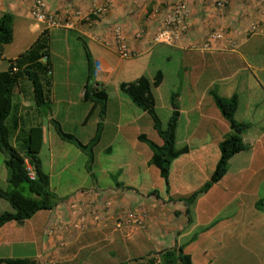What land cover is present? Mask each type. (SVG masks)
Instances as JSON below:
<instances>
[{
	"label": "crops",
	"instance_id": "crops-1",
	"mask_svg": "<svg viewBox=\"0 0 264 264\" xmlns=\"http://www.w3.org/2000/svg\"><path fill=\"white\" fill-rule=\"evenodd\" d=\"M32 1L0 0V16L3 13L12 16V40L0 49V72L6 70L7 60L21 54L15 50L17 39L31 37L33 42L46 30L49 112L43 116L35 108L29 82L20 80L9 86L12 109L5 123L13 128L12 147L16 146L21 132L40 126L38 158L55 203L21 224L10 221L0 227V260L26 259L31 264H119L178 247L190 257L185 248L196 241L197 232L202 234L218 224L214 218L220 208L227 206L220 204L223 194L239 195L235 199L241 211L246 206L245 198L253 192L248 187L263 184L264 0H227L222 12L214 9L215 0H40L46 12L70 23L69 28L52 29L30 18ZM177 2L185 11L186 31L172 45H151L150 38L165 9ZM104 5L106 10L101 18L92 19L89 24L84 22L92 9ZM114 27L118 28L131 58L118 57ZM138 30L141 35L134 38ZM212 31H222L224 36L212 41L208 50H202L206 36ZM69 37L81 51L82 58L77 63L82 72L78 81H70L68 75L72 65ZM52 38L63 46L67 72L60 79L52 60L54 53L49 43ZM171 56L179 59L176 71L170 76L165 65ZM152 60L161 65L154 66L151 75ZM88 65L92 74L86 83ZM156 72L161 74L159 85L151 88L156 116L160 121L158 111L161 112L167 122L171 113L177 112L174 148L187 149L170 163L167 192L158 170L149 162L151 151L137 136L143 134L156 145L161 141L152 132L153 139L141 131H131L133 117L141 119L143 112L139 109L136 112L128 97L118 89L120 83H131L139 77L151 81ZM114 75L129 79L115 83L113 116H110L107 86ZM168 81L169 95L161 92ZM86 87L106 95L101 119L98 107L83 99L84 93L88 97ZM211 89L224 99L236 95L234 121L246 126L240 137L247 150L228 160L223 177L194 200L187 217L186 206L179 200L209 179L218 160L217 145L230 133L228 124L215 110L209 95ZM52 120L81 144L92 138L98 125L101 127L88 169L85 154L57 137ZM197 131H200L199 139L194 138ZM103 139L107 141L102 149ZM76 165L81 169L78 176L66 172L76 169ZM0 184L3 188L8 186L1 153ZM233 184L240 188L233 192L229 188ZM80 191L87 194L75 195ZM253 198L249 207L256 210L255 202L259 198L256 195ZM2 201L0 213L12 212ZM201 212L212 215L201 221Z\"/></svg>",
	"mask_w": 264,
	"mask_h": 264
},
{
	"label": "trees",
	"instance_id": "trees-1",
	"mask_svg": "<svg viewBox=\"0 0 264 264\" xmlns=\"http://www.w3.org/2000/svg\"><path fill=\"white\" fill-rule=\"evenodd\" d=\"M12 16L9 13H3L0 16V49L12 40L11 31ZM48 37L46 30L40 32L31 45L24 52L12 60H7V68L0 72V153L3 155V164L7 171V184L9 190L0 188V199L5 201L12 212L0 213V227L10 221H24L29 219L38 211L48 210L54 205L53 194L48 188V177L43 173L38 152L41 144V128L39 125L29 127L21 132L19 138H16V146L10 144L12 126H7L5 121L10 115L12 104L10 99L11 83L26 80L31 86V97L35 108L41 110L42 115L46 116L49 112V104L46 99L47 88L49 86ZM44 57V61L42 58ZM92 70L87 67L86 83L91 80ZM161 81L160 72H156L152 80L139 77L131 83H120L118 89L124 93L131 103L140 111L145 113L150 121L153 131L161 141L156 145L148 140L145 135L137 136L139 142L144 143L151 151L150 164L153 165L159 173L167 192L168 171L170 163L187 152L186 148L176 150L174 148V131L177 123V112L173 111L162 129L159 119L154 110V99L151 88L157 87ZM88 89L84 93L83 99L92 101L99 110L100 119L103 116L105 108L106 95L103 91ZM209 95L220 116L226 121L230 128L228 133L217 145L218 160L209 177V179L196 191L186 198L180 199L185 206V215L189 216V207L194 200L204 194L212 185L216 184L225 174L228 160L235 154L247 150L242 143L240 135H235L234 128L243 131L246 126L237 124L234 121V112L237 106V97L232 95L228 99L221 98L214 89L209 91ZM51 126L57 137L65 141L86 156V169L92 162L93 147L97 144L101 127L98 125L92 138L86 143L81 144L73 135L62 132L56 121H51ZM24 161L28 164L33 174V179L27 175ZM25 184L28 191V197L23 196L17 189ZM116 187H120L115 184ZM256 210L264 213V197L255 202ZM145 258L133 259L126 263L119 264H192L190 257L183 252L182 247L172 250H165L161 255V262H158L154 255ZM3 264H31L26 259L0 260Z\"/></svg>",
	"mask_w": 264,
	"mask_h": 264
},
{
	"label": "rangeland",
	"instance_id": "rangeland-1",
	"mask_svg": "<svg viewBox=\"0 0 264 264\" xmlns=\"http://www.w3.org/2000/svg\"><path fill=\"white\" fill-rule=\"evenodd\" d=\"M30 39L31 37H26L23 40L22 38H20V40L17 39V41L14 43L15 50L19 51L18 53H22L29 45H31L30 43H32V39ZM49 43L51 45V50L54 53L52 54V60L56 75L60 79V77L62 78L67 72V70H65L66 65L63 61V46L62 43L56 38H52ZM68 47L70 49L72 64L68 70L69 79L70 81H78L80 79V72H82L80 71V67L77 63V61L82 58L80 57L81 51L79 47L75 46V43H73L71 37L68 38ZM178 59L179 56H171L170 61L165 65L170 76L176 71L178 67ZM123 63L126 64L127 61H123ZM151 63L152 67L149 66V73L152 75L153 72L151 69H153L154 66H160L161 64L157 62V60H152ZM123 79L128 80L129 78H123L121 76L114 75V77L111 78L108 83L107 92L110 98L108 104V108H110V116H113V110L111 109L113 107L115 97V83L122 81ZM169 86L170 83L168 81L161 89V92L169 95ZM134 110H136L138 113L140 112L136 107H134ZM158 114L160 118V124L163 129L166 126V121L163 120L161 112L158 111ZM133 118L134 120L132 121V128L130 127L132 132L141 131L142 133L150 136L151 139H153V137L150 135L151 132L155 137L157 136L152 130L149 117L145 113H143V117L141 119L136 118V116ZM199 132L200 131H197L194 134L195 139L200 138ZM214 138L215 137H211V139ZM106 141V139H103L101 143L102 149L105 146ZM66 172L71 174L75 173L78 176L81 173V169L80 166L76 165V169H68ZM67 179L70 181V176H67ZM75 180L78 181L77 179ZM262 180L263 184H255L248 187L249 189L253 188V192H251V196L249 195L245 198L244 201L246 206L241 209V211H239V204L235 199L237 194H234L232 197L231 195L227 196L223 194V200L220 201V204L225 205L226 203L227 206L220 208L219 212L216 214L214 219L219 221L218 224L216 226H212L213 228L202 234L197 232L196 241L192 242L185 248V251L191 257L192 264H264V213L255 209H250L249 207V203L254 199L253 197L255 195L258 198L264 197V179ZM54 185L55 184H53V186ZM0 188L3 190L10 189L9 186L3 188L2 184H0ZM229 188H231V190L234 192L237 191L240 186L238 187L237 185L233 184L231 186L229 185ZM17 190L23 196L28 197V191L25 184L20 185ZM2 202L4 206H8L7 203L4 201ZM207 209L208 207H206V210ZM0 211L3 210L0 208ZM200 215L201 221H206V219H208V215L212 214L210 213L207 215L204 212H201ZM154 258L158 262H161V255H154Z\"/></svg>",
	"mask_w": 264,
	"mask_h": 264
},
{
	"label": "built area",
	"instance_id": "built-area-1",
	"mask_svg": "<svg viewBox=\"0 0 264 264\" xmlns=\"http://www.w3.org/2000/svg\"><path fill=\"white\" fill-rule=\"evenodd\" d=\"M227 4V0H215L214 1V9L218 12H222ZM106 10V5L94 8L90 11L89 15L84 18V22L89 24L90 21L98 20L103 16ZM30 18L36 22L43 24L46 29L52 28H69L70 23L64 20L59 19L54 13L46 12L44 6L40 0H33L29 9ZM74 16H77V13H74ZM185 20V11L183 5L179 2L174 3L168 6L164 11V16L161 21L157 24L154 33L150 38L151 45H172L185 31L186 26L184 23ZM113 33L115 36V41L117 44V55L120 59L125 60L131 58L132 54L127 50L126 46L123 44V39L119 34V30L117 27H114ZM141 35V30H138L133 35L134 38H139ZM224 36L222 31H212L210 32L206 38L205 42L202 45V50H208L210 43L212 41H216L222 39ZM230 47L231 44H230ZM232 49V48H231ZM44 61V57L42 58ZM49 74V72H47ZM25 169L27 171V175L30 179H33V174L31 172L30 167L24 161ZM87 192L80 191L75 195L82 196L86 195ZM51 232L50 226L47 229V233Z\"/></svg>",
	"mask_w": 264,
	"mask_h": 264
},
{
	"label": "water",
	"instance_id": "water-1",
	"mask_svg": "<svg viewBox=\"0 0 264 264\" xmlns=\"http://www.w3.org/2000/svg\"><path fill=\"white\" fill-rule=\"evenodd\" d=\"M232 132H233L235 135H240L241 130H240V129H237V128H234V129L232 130ZM18 223L21 224L22 221H18Z\"/></svg>",
	"mask_w": 264,
	"mask_h": 264
}]
</instances>
